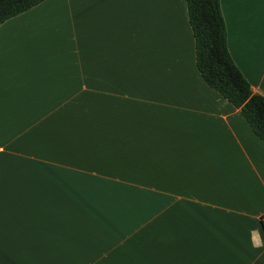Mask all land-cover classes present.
Here are the masks:
<instances>
[{
    "label": "crops",
    "instance_id": "0c3cea01",
    "mask_svg": "<svg viewBox=\"0 0 264 264\" xmlns=\"http://www.w3.org/2000/svg\"><path fill=\"white\" fill-rule=\"evenodd\" d=\"M264 97V0H220ZM264 143L201 78L185 0H45L0 25V264H264Z\"/></svg>",
    "mask_w": 264,
    "mask_h": 264
},
{
    "label": "trees",
    "instance_id": "16d2710c",
    "mask_svg": "<svg viewBox=\"0 0 264 264\" xmlns=\"http://www.w3.org/2000/svg\"><path fill=\"white\" fill-rule=\"evenodd\" d=\"M43 1L0 0V25ZM185 3L201 78L239 110L253 134L264 143V97L253 93L228 52L220 0H185Z\"/></svg>",
    "mask_w": 264,
    "mask_h": 264
},
{
    "label": "built area",
    "instance_id": "2783aa9c",
    "mask_svg": "<svg viewBox=\"0 0 264 264\" xmlns=\"http://www.w3.org/2000/svg\"><path fill=\"white\" fill-rule=\"evenodd\" d=\"M261 223H262V226L264 228V215L261 217Z\"/></svg>",
    "mask_w": 264,
    "mask_h": 264
}]
</instances>
